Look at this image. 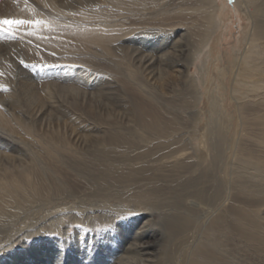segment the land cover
<instances>
[{"label":"bare ground","instance_id":"6f19581e","mask_svg":"<svg viewBox=\"0 0 264 264\" xmlns=\"http://www.w3.org/2000/svg\"><path fill=\"white\" fill-rule=\"evenodd\" d=\"M16 1L0 3L26 21L0 30V264L264 257V0Z\"/></svg>","mask_w":264,"mask_h":264},{"label":"rangeland","instance_id":"374dc122","mask_svg":"<svg viewBox=\"0 0 264 264\" xmlns=\"http://www.w3.org/2000/svg\"><path fill=\"white\" fill-rule=\"evenodd\" d=\"M233 1L234 0H226V2L229 5H232ZM1 2H8V3H10V5H12V4L16 5L17 4L16 0H0V3ZM232 21L233 22H231L230 24L227 23L228 26L230 25V28H227L224 31H222V35L224 36V39H222V37H220V39H218L215 42V48H214V53H213L214 55L213 56L216 57L218 59V61L216 64H214L211 67L210 76L207 78L206 85L203 87L204 93H205V98H204L203 104L201 106V110L205 116V121H204L205 123H207V121L211 120V118H209L210 115L208 116V114H211L210 99H213V97L216 98V97H218V95L222 94L223 84L227 83V79H228V77H227L228 76V69L227 68L229 66L230 58L233 55L234 47L236 48V46L238 44V41H239L238 37H239L241 31L243 29L247 30V27L245 25L246 23L244 21L242 22L243 26L239 25V22L236 18H234ZM4 30L7 34L16 36V39L22 38L20 35L13 33L10 30H7V29H4ZM228 36H229V38H228ZM221 55H222V61H220ZM171 73L173 74V72H171ZM206 98H208V99H206ZM227 108H228V111L231 110V107L229 106L228 103H227ZM207 116H208V118L206 119ZM67 245L68 244H64L62 247L67 249ZM244 260H245L244 264H264V257L261 258V257L254 256V255L252 256L251 254L246 255V259H244ZM241 261H242V259H241ZM247 261H249V262H247Z\"/></svg>","mask_w":264,"mask_h":264},{"label":"snow or ice","instance_id":"6c2138e0","mask_svg":"<svg viewBox=\"0 0 264 264\" xmlns=\"http://www.w3.org/2000/svg\"><path fill=\"white\" fill-rule=\"evenodd\" d=\"M26 21L23 20H8V19H0V30H4L3 26L11 27L14 24H23ZM36 23H40V21H36Z\"/></svg>","mask_w":264,"mask_h":264}]
</instances>
